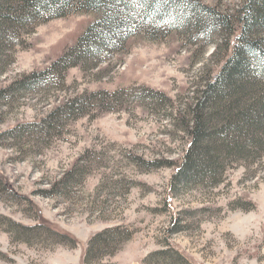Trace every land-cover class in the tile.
<instances>
[{
    "label": "rangeland",
    "instance_id": "1",
    "mask_svg": "<svg viewBox=\"0 0 264 264\" xmlns=\"http://www.w3.org/2000/svg\"><path fill=\"white\" fill-rule=\"evenodd\" d=\"M204 2L230 13L238 4ZM94 19L76 12L25 36L0 90L50 67ZM217 43L139 35L94 69L76 65L0 99V264H84L89 241L115 228L128 239L95 264H147L170 245L192 264H264V157L228 166L220 184L172 188L189 142L175 117L219 70ZM95 93L111 103L40 130L58 107ZM39 224L58 234L26 229Z\"/></svg>",
    "mask_w": 264,
    "mask_h": 264
},
{
    "label": "trees",
    "instance_id": "2",
    "mask_svg": "<svg viewBox=\"0 0 264 264\" xmlns=\"http://www.w3.org/2000/svg\"><path fill=\"white\" fill-rule=\"evenodd\" d=\"M76 12L95 16L76 43L44 71H34L1 89L0 99L18 90L41 88L47 76L60 77L76 65L83 70L94 69L139 35L148 41L162 40L172 33L197 44L215 45L218 40L212 60L220 63L219 70H207L201 88L175 117L189 142L176 167L172 188L177 193L190 187L217 185L223 182L228 166L250 167L262 160L264 0H238L231 13L204 0H0V76L6 73L12 53L25 36L36 33L41 24ZM110 101L107 93H95L67 102L40 124V130L58 129L64 121L76 120ZM72 174L67 173L65 180ZM128 234L115 228L95 235L86 248L84 264L115 255ZM146 263L192 264L172 245L149 255Z\"/></svg>",
    "mask_w": 264,
    "mask_h": 264
}]
</instances>
